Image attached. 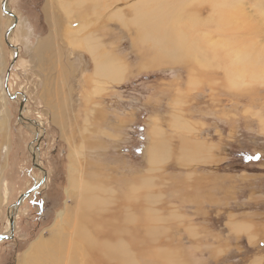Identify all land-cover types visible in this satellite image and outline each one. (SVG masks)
<instances>
[{
  "label": "rangeland",
  "instance_id": "rangeland-1",
  "mask_svg": "<svg viewBox=\"0 0 264 264\" xmlns=\"http://www.w3.org/2000/svg\"><path fill=\"white\" fill-rule=\"evenodd\" d=\"M68 1L64 11L60 0H0V234L10 236L0 239V264H21L32 244L59 232L64 257L72 252L79 264H119L89 257L73 239L81 215L68 192L75 158L109 198L87 213L88 231L124 243L128 264H264L263 78L234 87L220 61L205 67L158 56L133 27L137 0H106L107 7L95 9ZM219 1L190 8L207 43L264 45L258 10L264 0ZM78 28L125 63L121 81L96 76L86 48L68 40ZM175 113L187 130L173 125ZM153 128H160L164 146L155 162ZM183 135L203 148L202 160L185 157ZM218 181L229 201L217 208L208 206L207 193ZM236 221L257 236L235 230Z\"/></svg>",
  "mask_w": 264,
  "mask_h": 264
},
{
  "label": "bare ground",
  "instance_id": "bare-ground-1",
  "mask_svg": "<svg viewBox=\"0 0 264 264\" xmlns=\"http://www.w3.org/2000/svg\"><path fill=\"white\" fill-rule=\"evenodd\" d=\"M65 1L60 0L61 5L63 7L62 9L64 11L65 10L68 11L70 8V3L68 4L69 1L65 3ZM89 1L92 0H78V4H79L78 7H81V5H85L89 3ZM97 1L99 5L97 6L96 5L97 2H96L93 5L94 9L97 7L106 6V0L105 1L97 0ZM195 1H201V0H137L133 4L134 5L133 9L135 11V14L132 20L133 22L132 24L137 32V37L139 41L144 44L149 43L153 49L156 48L154 51L158 56L163 55L166 57H173L174 59L176 58H183L187 60L189 59L190 63L195 62L199 66H205V67L211 65L212 60L220 61V64L225 65L224 68L226 70V73L229 75L230 85L234 87L243 85L244 83H246L245 81L258 80L262 78L264 80V45L256 46L254 43H246L243 44L241 47H239L240 45L237 44L236 40H235L236 43H231L230 40L228 42L222 40L223 44H220L221 42L207 43V41L204 39V36H200L198 30L195 31L196 21L190 14L191 5ZM222 1H219L220 5L222 4ZM214 5H218V4H216L215 2ZM178 9H182V11L178 13ZM216 9L218 10V7H216ZM261 9L263 12L264 11L263 8L260 7L258 8L259 11H261ZM185 15H187L188 18L187 17L185 18L184 17ZM214 19H216V17ZM218 21L219 23L220 22L224 23V21L221 18L220 11L218 13ZM74 32L77 34L71 32V34L68 35V40L70 43H72L75 46H81L86 48V50L89 52V54L92 56L94 60L95 63L94 70L96 76L100 75L110 81H115V82L121 81L123 79V73L125 72V66H124L125 63L123 64L120 61L119 57L116 58L111 54H108V52L107 53L102 52L99 44L100 40L99 42H97V40L94 37L90 35L87 36L85 34L82 35L84 39L83 38L80 39L78 35L82 32V28L75 29ZM220 46H224L227 48H219ZM202 49H206V50H202ZM220 49L222 51L223 49H225V52L221 53L219 51ZM106 51L109 50L106 49ZM207 52L211 53L212 56L208 57ZM181 53L185 54V56H181L180 55ZM237 74H239L238 82H237V78L235 77V75ZM250 74H252L253 79L252 78L247 79V77H250L249 76ZM180 117L181 116L178 113H175L173 115V125H176L178 128L181 129H186L187 126H185L184 123L181 122ZM151 131H152L151 137L153 142L149 147V157L151 162H155L158 160L156 158L160 157V155L158 156V150L161 151V147L163 146L161 140L163 139L157 136V134L162 133L160 128H153V130ZM181 140H182L181 150L187 159L194 160V159H201L202 157H204L203 156L204 151H202L203 148L201 147L199 150V144L191 142L184 135ZM71 149L75 151L78 150L74 148ZM77 159L78 158H75V160L73 159L74 161H71L70 189L68 191L71 197L76 198L78 202V209L81 214L77 216L75 220L76 223L74 225V232L76 233L74 234L73 239L76 242V245L78 246L79 250H83L85 254L90 255L89 257H92V255L95 254L109 261H113V262L118 261L120 262V264H128V262L124 261L120 255V253L129 254L128 250L125 247L126 245L124 243L117 242L115 244L114 243L111 244V242L109 241H103V240L101 241L99 239L97 240L95 238H99V237L94 238V236L91 235L92 232L88 231L89 230L88 225L91 224L90 223L91 219L88 217L87 213L96 210L97 207H99V209L103 208L100 207L99 206L100 204L98 205V203H100L101 198L106 195L107 191L102 186V181L95 180L94 178L90 179V177H86L83 174L80 168L77 167L76 165ZM136 190L137 189H133V193L136 194L137 192ZM17 206L16 208L14 206L12 212H14L15 209L17 210L18 208ZM64 215L65 212H61L58 215L59 222L63 221ZM62 235L63 232L55 233L45 240L41 237L36 243L32 244L30 249L25 253V256L22 259L21 264H36V263L79 264L76 261L75 256L72 252L71 254H69L68 257H64V254L66 253L63 248L64 246L63 243L65 241L62 240ZM62 241L64 242L62 243ZM74 241L73 243L75 245ZM90 263L91 262H88L87 264Z\"/></svg>",
  "mask_w": 264,
  "mask_h": 264
},
{
  "label": "crops",
  "instance_id": "crops-1",
  "mask_svg": "<svg viewBox=\"0 0 264 264\" xmlns=\"http://www.w3.org/2000/svg\"><path fill=\"white\" fill-rule=\"evenodd\" d=\"M90 3H92L93 5L96 3V5L98 6L99 5V3H98V1L97 0H92V1H89ZM78 37L81 39V38H83L84 39V37H82V35H81V33L78 35ZM95 64V63H94ZM108 80V79H107ZM113 82H115V81H113ZM212 161H214V155H212ZM203 159V157L200 159V160H202ZM81 170V169H80ZM223 186H225V184H224V182H221L220 183V181H218L216 184H215V186H214V188L212 189V187H210L209 188V190H208V193H207V203H208V206H209V203H210V205H212V206H216L217 208L219 207V205H222V204H224L226 201H229V200H225L226 199V197H228L229 195H226L225 194V192H224V190H223ZM228 194H230V196L233 198V196L234 195H232L233 193H228ZM108 200H109V198H107V196H103L102 198H101V201H100V203H98V205L100 206V207H104L106 204H107V202H108ZM216 212V211H215ZM207 215V214H206ZM216 215H218V212L216 213ZM213 219H215L214 217H212ZM212 218H210V219H208V222L212 219ZM235 223V224H234ZM232 225H233V227H234V229L235 230H243V231H247V232H250V230H252V232H250L249 234L251 235L250 236V238H252V234H254L255 236H257V234L255 233V231H254V229H253V227L250 225V227L248 226V225H246V223L245 222H242V221H236V222H234ZM244 223V224H243ZM242 224V225H241ZM231 225V226H232ZM243 225H246V226H243ZM254 236V237H255ZM105 241H108V240H105ZM120 255H121V257L123 258V260L124 261H127V259H128V257H127V255L128 254H125V253H120ZM119 264H120V262H119Z\"/></svg>",
  "mask_w": 264,
  "mask_h": 264
},
{
  "label": "water",
  "instance_id": "water-1",
  "mask_svg": "<svg viewBox=\"0 0 264 264\" xmlns=\"http://www.w3.org/2000/svg\"><path fill=\"white\" fill-rule=\"evenodd\" d=\"M5 4H6V2L3 4V6H4V10L6 11V12H9L8 10H7V8L5 7ZM13 27H14V25H12L11 27H10V29L7 31V34H6V40H7V42H8V40H9V35H10V31L13 29ZM9 75H10V70L8 71V75H7V79H6V88L8 89V79H9ZM12 97L13 98H16V95H12ZM22 105L23 104H21V107H22ZM36 159V156L34 155V160ZM39 185L40 184H36V185H34V187L32 188V191H35V190H37V188L39 187ZM29 194V192H27V193H25V194H22L21 196H20V199H19V201H21L24 197H26L27 195ZM14 222H15V216H13V215H11L10 216V226H11V231H10V234H14ZM8 239V238H10V236L9 235H1L0 234V239L1 240H3V239Z\"/></svg>",
  "mask_w": 264,
  "mask_h": 264
}]
</instances>
